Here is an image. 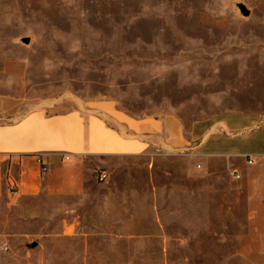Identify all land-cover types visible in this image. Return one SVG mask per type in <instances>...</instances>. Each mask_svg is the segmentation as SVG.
<instances>
[{"label": "rangeland", "instance_id": "obj_1", "mask_svg": "<svg viewBox=\"0 0 264 264\" xmlns=\"http://www.w3.org/2000/svg\"><path fill=\"white\" fill-rule=\"evenodd\" d=\"M234 113L264 119V0H0V127L60 119L4 127L1 148L47 172L52 153L84 159L62 150L71 114L82 133L92 120L156 144L92 157L77 197L0 185V264H264L246 194L190 181L188 151L161 148L167 138L188 147L194 123ZM103 143L125 146L109 133ZM258 166L248 174L264 175Z\"/></svg>", "mask_w": 264, "mask_h": 264}, {"label": "crops", "instance_id": "obj_2", "mask_svg": "<svg viewBox=\"0 0 264 264\" xmlns=\"http://www.w3.org/2000/svg\"><path fill=\"white\" fill-rule=\"evenodd\" d=\"M67 117L75 119V123L71 122L75 126L73 129L75 134H72L73 140H70V145L66 144L69 147L62 150L83 155L85 158L71 157L66 162H58L55 156L59 153H52L54 158L49 162V171L40 174L34 156L23 157L17 153L19 151L0 147V170L5 161L3 173L0 175L1 186L13 184L15 190L12 194L22 198L33 196L37 190L50 195L77 197L87 192V186L93 181L90 167L92 157L137 155L150 149L151 145H156L135 140L131 136L125 135V137L120 133H113L104 129L99 123L92 127V120L86 126L85 133H82L83 124L73 114ZM52 120L60 119L29 114L14 126L0 127V131H3L4 127L37 129L41 124ZM107 133L116 141L125 143V146L114 145L113 149L105 147L103 141ZM188 143L190 144L188 147L182 143L173 144L167 138V141L161 144V148L188 151L185 154L189 166L186 169V178L190 181L196 183L223 181L226 191L245 193L247 224H254L257 232L264 231V175L248 174L256 170L264 159V119L254 118L249 114L234 113L210 123L197 122L191 126ZM25 151L29 150L23 152ZM218 161H221L224 170L230 171L231 178L211 173L216 166L214 162ZM203 170H207L208 174L200 173ZM233 173L239 178L236 179ZM41 175L44 178H41ZM40 180H44V183L42 184ZM207 188L209 189V186Z\"/></svg>", "mask_w": 264, "mask_h": 264}, {"label": "built area", "instance_id": "obj_3", "mask_svg": "<svg viewBox=\"0 0 264 264\" xmlns=\"http://www.w3.org/2000/svg\"><path fill=\"white\" fill-rule=\"evenodd\" d=\"M250 163V162H249ZM40 172H41V174H46V172H47V168H45L44 166L40 169ZM233 176L236 178V179H238L239 178V176L236 174V173H233ZM107 173L105 172V171H99L98 172V174H97V181H99V182H105L106 180H107ZM9 187L11 188V190H13V188H14V186H13V184H9ZM3 249L5 250V251H7L8 250V247L7 246H3Z\"/></svg>", "mask_w": 264, "mask_h": 264}, {"label": "water", "instance_id": "obj_4", "mask_svg": "<svg viewBox=\"0 0 264 264\" xmlns=\"http://www.w3.org/2000/svg\"><path fill=\"white\" fill-rule=\"evenodd\" d=\"M22 42H23L24 44H28L29 40H28L27 38H24V39L22 40Z\"/></svg>", "mask_w": 264, "mask_h": 264}]
</instances>
